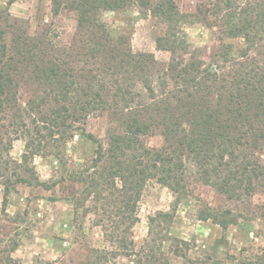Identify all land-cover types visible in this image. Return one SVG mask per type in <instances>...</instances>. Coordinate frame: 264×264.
<instances>
[{
  "label": "trees",
  "instance_id": "1",
  "mask_svg": "<svg viewBox=\"0 0 264 264\" xmlns=\"http://www.w3.org/2000/svg\"><path fill=\"white\" fill-rule=\"evenodd\" d=\"M233 1L219 0L214 14H224L228 38L244 41L239 55H234L232 46L223 55V62L234 71L205 67L195 58L172 60L167 72L174 82L172 90L164 73L155 81L154 56L134 53L125 36L107 29L100 16L130 8L138 11L140 19L153 14L170 26L158 40V49L176 53L185 51L187 44L179 37L186 16L175 0H50L55 14L66 10L74 15L79 31L93 33L89 57L100 59L96 62L100 67L79 71L65 61L63 50L43 49L45 44L0 13V113L19 112L15 130L26 144L20 166L29 179L19 178L18 183L49 190L57 182L49 185L39 180L29 166L35 156L51 159L52 166L56 162L65 170L64 149L69 143L77 139L95 147V157L80 166L78 177L70 173L73 182L86 186L80 206L85 215L97 216L95 226L102 227L111 246L95 250L92 264H112L119 257L131 264L175 260L196 264L189 256L188 242L166 235L173 213L150 217L148 238L137 247L133 228L151 181L178 195L177 208L190 165L197 168L201 182L228 197L244 186L248 193L255 192L254 182L264 179V167L256 156L264 144V56L249 55L264 41V4L241 8ZM24 72L40 93L22 108L17 95ZM136 82L144 84L149 94L146 101L142 90L135 89ZM104 114L114 125L107 150L85 128L90 116ZM158 129L163 130L166 146L146 147L142 138ZM90 199L91 205L85 207ZM200 218L223 230L238 225L230 211H208ZM166 241H172L168 252L163 250Z\"/></svg>",
  "mask_w": 264,
  "mask_h": 264
},
{
  "label": "rangeland",
  "instance_id": "2",
  "mask_svg": "<svg viewBox=\"0 0 264 264\" xmlns=\"http://www.w3.org/2000/svg\"><path fill=\"white\" fill-rule=\"evenodd\" d=\"M218 1L175 0L179 12L186 16L179 37L187 44L185 51L176 53L158 49V40L168 33L170 26L153 14L140 19L138 11L130 8L127 12L103 13L100 22L116 36H125L134 53L153 55L157 62L155 81L157 77L164 78V73L169 90H172L174 82L167 73L172 60L190 62L195 58L205 67L217 65L228 73L234 71L230 64L223 62V55L229 46L234 48L235 56L239 55L244 41L228 38L223 26L224 14H214ZM233 2L241 8L264 4V0ZM0 13L8 16L11 24L30 38L45 44L43 49L63 50L65 61L76 70L100 67L97 64L100 59L89 57L92 31H79L74 15L66 10L55 14L50 0H0ZM258 54L264 56V41L258 44V50L249 52L250 57L262 59ZM19 81L18 104L23 108L40 91L27 72ZM135 84V89L142 90L146 101L149 94L144 84ZM156 89L159 94L160 90ZM19 115L16 110L0 113V264H92L95 250L111 246L105 241L102 227L95 226L97 216L94 213L85 215V209L80 206L86 186L73 182L70 173L78 177L82 171L80 166L86 162L90 164L95 157V147L77 139L69 143L64 149L65 170L58 168L56 162L52 166L51 159L35 156L29 166L39 180L49 185L57 182V185L46 190L41 186L20 184L18 179H29V175L20 166L26 144L15 130L20 122ZM25 121L29 124L30 120ZM111 127L114 125L107 114L90 116L85 125L86 131L94 135L105 150L109 146ZM142 141L154 150L166 146L162 129L143 137ZM256 156L264 167V144ZM253 187L255 192L248 193L244 186L228 197L201 182L197 168L190 165L176 208L178 195L151 181L138 205L139 222L133 228V239L139 248L148 238L149 218L159 212L173 213L174 222L166 235L171 240L188 242L189 256L194 263L264 264V179L256 180ZM91 203L92 199L85 207ZM208 211L219 214L230 211L238 218V225L223 230L211 220H200ZM171 242L163 244L165 252ZM183 263L175 260L171 264ZM112 264L131 262L119 257Z\"/></svg>",
  "mask_w": 264,
  "mask_h": 264
}]
</instances>
